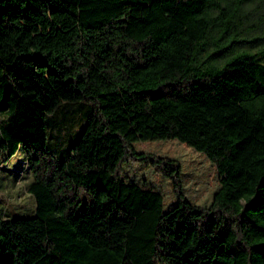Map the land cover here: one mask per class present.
Segmentation results:
<instances>
[{
    "label": "trees",
    "instance_id": "16d2710c",
    "mask_svg": "<svg viewBox=\"0 0 264 264\" xmlns=\"http://www.w3.org/2000/svg\"><path fill=\"white\" fill-rule=\"evenodd\" d=\"M250 1L0 0V154L24 151L36 199L32 215L0 214V264H264ZM166 138L215 162L210 204L186 196L178 159L134 146ZM125 157L169 167L177 202L120 175Z\"/></svg>",
    "mask_w": 264,
    "mask_h": 264
},
{
    "label": "rangeland",
    "instance_id": "374dc122",
    "mask_svg": "<svg viewBox=\"0 0 264 264\" xmlns=\"http://www.w3.org/2000/svg\"><path fill=\"white\" fill-rule=\"evenodd\" d=\"M242 36L256 38L254 42L243 41L241 44L257 49L264 42V0H251L244 5ZM210 47L213 43L210 42ZM65 120L62 132L67 134L68 123ZM81 121L76 119L70 133L76 132ZM61 126V125H60ZM81 129V127H80ZM56 148H63L59 125L53 127ZM71 135V134H70ZM70 136L69 139H71ZM138 151L154 152L171 156L181 163V179L186 196L193 202L208 205L212 202L215 191L221 185L222 174L208 155L178 138L149 139L135 141ZM0 214L4 216L32 215L36 210V199L29 190L33 173L28 168L24 151L20 150L11 157L0 154ZM119 174L127 179L158 189L163 194V207L168 209L177 202L174 184L169 167H158L148 161H136L125 157L119 168Z\"/></svg>",
    "mask_w": 264,
    "mask_h": 264
}]
</instances>
